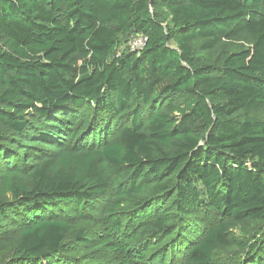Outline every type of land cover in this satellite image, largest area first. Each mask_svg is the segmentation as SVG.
Returning a JSON list of instances; mask_svg holds the SVG:
<instances>
[{"label": "trees", "instance_id": "16d2710c", "mask_svg": "<svg viewBox=\"0 0 264 264\" xmlns=\"http://www.w3.org/2000/svg\"><path fill=\"white\" fill-rule=\"evenodd\" d=\"M227 249L264 264V0H0V264Z\"/></svg>", "mask_w": 264, "mask_h": 264}, {"label": "built area", "instance_id": "2783aa9c", "mask_svg": "<svg viewBox=\"0 0 264 264\" xmlns=\"http://www.w3.org/2000/svg\"><path fill=\"white\" fill-rule=\"evenodd\" d=\"M146 46V38L143 35L133 36L129 39L127 47L136 53H141Z\"/></svg>", "mask_w": 264, "mask_h": 264}, {"label": "rangeland", "instance_id": "374dc122", "mask_svg": "<svg viewBox=\"0 0 264 264\" xmlns=\"http://www.w3.org/2000/svg\"><path fill=\"white\" fill-rule=\"evenodd\" d=\"M239 250L237 249H227L216 255V259L227 264H233L235 258L238 256Z\"/></svg>", "mask_w": 264, "mask_h": 264}]
</instances>
